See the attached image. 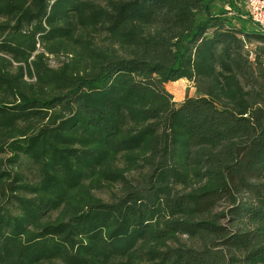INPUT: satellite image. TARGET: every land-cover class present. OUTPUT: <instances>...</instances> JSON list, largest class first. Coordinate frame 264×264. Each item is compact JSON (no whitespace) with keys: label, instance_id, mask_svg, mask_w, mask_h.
<instances>
[{"label":"trees","instance_id":"1","mask_svg":"<svg viewBox=\"0 0 264 264\" xmlns=\"http://www.w3.org/2000/svg\"><path fill=\"white\" fill-rule=\"evenodd\" d=\"M232 18L0 0V264H264V29Z\"/></svg>","mask_w":264,"mask_h":264},{"label":"rangeland","instance_id":"2","mask_svg":"<svg viewBox=\"0 0 264 264\" xmlns=\"http://www.w3.org/2000/svg\"><path fill=\"white\" fill-rule=\"evenodd\" d=\"M232 2L234 3L235 7L229 4V0H211L212 11L213 12L224 11L228 15L233 17L232 19L236 24L238 25L243 24L245 26L253 28L254 24H253V21H251L250 17L248 16V12L246 10L244 0H232ZM251 46H257V44L255 42H252ZM0 56L2 55L0 54ZM70 56L72 55H69V54L49 55L45 53V62L48 63L50 67L56 68V67H59L63 63L69 62ZM17 67H18L17 64L13 62L12 66L9 68V71L11 73H14L16 71L15 68ZM23 79L27 80V82L33 81L29 79L28 75L26 74H24ZM165 88L172 95L173 101L176 103L182 102L186 97L196 95V91H194L195 88H194L193 83L187 80H184V79L169 82L165 85ZM126 176H128V179L131 182H133L134 180L133 178L136 177L134 173H128L126 174ZM118 189H119V186L117 184L116 185L112 184L110 186H105L104 189L102 190L94 191V193L97 197L108 202L113 199L114 194L118 193L117 192ZM222 204L225 205L224 202L223 203L221 202V205H219V207L216 208V211L223 209L224 206ZM220 224L223 226H226L227 228L233 227L230 220L226 218L221 219ZM181 240L182 242L191 243L187 241L185 237H182Z\"/></svg>","mask_w":264,"mask_h":264},{"label":"built area","instance_id":"3","mask_svg":"<svg viewBox=\"0 0 264 264\" xmlns=\"http://www.w3.org/2000/svg\"><path fill=\"white\" fill-rule=\"evenodd\" d=\"M244 3L251 21L264 29V0H244Z\"/></svg>","mask_w":264,"mask_h":264}]
</instances>
